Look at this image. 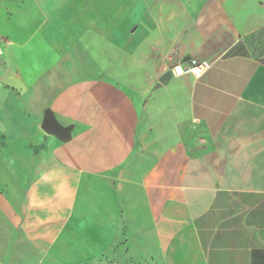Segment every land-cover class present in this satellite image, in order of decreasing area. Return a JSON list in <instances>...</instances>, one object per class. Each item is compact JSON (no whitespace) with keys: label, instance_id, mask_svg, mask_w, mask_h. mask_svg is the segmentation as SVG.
<instances>
[{"label":"crops","instance_id":"obj_1","mask_svg":"<svg viewBox=\"0 0 264 264\" xmlns=\"http://www.w3.org/2000/svg\"><path fill=\"white\" fill-rule=\"evenodd\" d=\"M8 2L0 81L40 79L73 126L61 177L81 254L125 222L163 264H264V0ZM192 58L212 66L160 81Z\"/></svg>","mask_w":264,"mask_h":264},{"label":"rangeland","instance_id":"obj_2","mask_svg":"<svg viewBox=\"0 0 264 264\" xmlns=\"http://www.w3.org/2000/svg\"><path fill=\"white\" fill-rule=\"evenodd\" d=\"M1 2V8L10 7L8 0ZM12 42L8 32H0V56ZM4 77L0 81V264H163L154 241L139 238L143 227L135 226L127 234L123 222L115 227L116 239L92 253L86 252L88 243L75 244L74 237H67L73 228L68 222L71 202L66 198L71 195L65 188L68 180L61 177L60 152L73 142V132L70 139L61 140L42 129L48 101H43L40 79L11 82ZM74 206L86 209L84 201ZM80 246L86 248L82 254Z\"/></svg>","mask_w":264,"mask_h":264},{"label":"water","instance_id":"obj_3","mask_svg":"<svg viewBox=\"0 0 264 264\" xmlns=\"http://www.w3.org/2000/svg\"><path fill=\"white\" fill-rule=\"evenodd\" d=\"M171 72L165 73L161 78L160 81L162 83H166ZM42 129L48 133L58 137L61 140H68L71 138L72 134V125H63L61 124L54 112L51 109H48L43 117V121L41 124Z\"/></svg>","mask_w":264,"mask_h":264},{"label":"built area","instance_id":"obj_4","mask_svg":"<svg viewBox=\"0 0 264 264\" xmlns=\"http://www.w3.org/2000/svg\"><path fill=\"white\" fill-rule=\"evenodd\" d=\"M3 53V50L0 49V54ZM212 66V63L208 60H199L197 58H192L190 60L188 68H184L181 64H176L173 68L171 73L173 75L175 74V69L180 68L181 69V74L184 73H190L196 78H201L204 73ZM180 74V75H181Z\"/></svg>","mask_w":264,"mask_h":264},{"label":"clouds","instance_id":"obj_5","mask_svg":"<svg viewBox=\"0 0 264 264\" xmlns=\"http://www.w3.org/2000/svg\"><path fill=\"white\" fill-rule=\"evenodd\" d=\"M175 74L176 75H180L181 74V69L180 68L175 69Z\"/></svg>","mask_w":264,"mask_h":264}]
</instances>
